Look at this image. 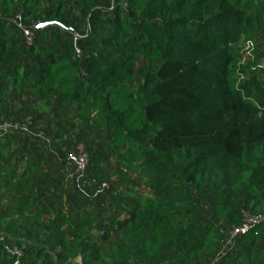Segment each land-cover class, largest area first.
Instances as JSON below:
<instances>
[{
    "label": "trees",
    "instance_id": "1",
    "mask_svg": "<svg viewBox=\"0 0 264 264\" xmlns=\"http://www.w3.org/2000/svg\"><path fill=\"white\" fill-rule=\"evenodd\" d=\"M42 1L0 0L2 77L44 102L45 109L56 108L62 117L57 140L27 138L21 131L8 141L9 155L29 156L32 161L18 181L17 171H10L19 186L26 184L29 211L34 205H53L60 182L43 174L52 173L47 167L55 166V158L69 161L73 138L88 148L89 169L96 173L101 151L94 140L100 137L109 143L103 152L146 147L142 157L156 199L145 212H135L128 231L129 243L145 261L159 264L157 260L171 250L180 254L191 233L196 242L190 253L195 256L212 252L215 240H224L217 225L203 221L200 213L185 230L173 217L187 204L174 193L179 186L173 178L181 173L200 193L212 192L216 220L239 214L240 208L264 219V88L255 77L238 90L232 88V59L226 48L243 34L257 32L264 38V2L256 0L257 13L250 16L236 8L235 0H115V8L101 12L76 43L78 30L50 13L42 21L57 23L35 30L39 41L27 49L15 35V12L19 9L22 18L31 19ZM82 13L86 19L97 16L87 4ZM139 59L145 64L138 70L128 64ZM3 116L0 105V120ZM67 128L73 130V138ZM1 148V155L6 154ZM187 183L184 179L181 184ZM65 191L67 204L60 215L68 228L61 230L57 241L50 231L61 221L48 220L46 226L39 209L29 217L19 209L12 227L33 220L41 230L31 229L29 235L49 237L25 264H55L54 257L62 264H76L74 252L87 244L90 217L80 213L73 221L68 207L76 198ZM195 208L191 203L186 211L196 214ZM249 234L264 239V224L254 226ZM53 241L60 244L61 252H56ZM2 247L0 264H16L17 258ZM247 247L246 259L236 255L233 264H264V240ZM65 251L69 257L62 259ZM195 256L182 255L179 264H196ZM104 264L123 263L116 258Z\"/></svg>",
    "mask_w": 264,
    "mask_h": 264
},
{
    "label": "rangeland",
    "instance_id": "2",
    "mask_svg": "<svg viewBox=\"0 0 264 264\" xmlns=\"http://www.w3.org/2000/svg\"><path fill=\"white\" fill-rule=\"evenodd\" d=\"M261 1L264 2V0ZM254 3L256 0H235L234 2L237 9L243 10L250 16H255L257 13ZM86 4L97 15L94 20L92 18L86 19L83 15L82 10ZM114 8L115 0H43L31 19L22 18L19 13L20 10H16L13 23L17 26L18 31L15 35L27 49L31 48L39 41V34L34 29L36 23L43 22L42 20L51 13L61 18L65 24L74 26L78 30L74 37L76 43L79 36L87 34L96 22L95 20H99L101 12H110ZM25 30L33 32L31 44L27 41ZM226 48L232 59L230 67L232 88L238 90L254 77L263 84L264 88V38L257 32L243 34L233 38L232 42L226 45ZM128 64L133 65L135 70H138L145 63L139 59L130 60ZM6 83L7 79H4L0 73V105L4 109V116L0 120V148L2 147L3 153H6L4 155L0 153V244L11 249H22L23 254L17 259L16 264L27 263L32 257L31 252L49 238L42 233L38 238L32 237V233L29 235L31 229L41 230L40 226L37 225L38 223L33 220H24V224L12 227V223L18 221L19 209L22 208L23 214L28 217L34 216L39 209L45 225L48 224V220L61 221L60 225L51 227L50 231L51 236L56 234L54 240L57 241L60 239V236L58 238L59 233L68 228L64 224L67 221H62L60 215L62 208L67 204V191L65 190H69L72 198H76L68 207L73 221H77L76 218L80 213H87L90 217L87 229L91 236L87 239L88 242L83 249L79 248L74 252L76 264H104L115 261L116 258H119L123 264H151L136 255V251L128 239L129 223L135 212L138 214L145 212L148 207L153 206L156 199L150 185L149 166L146 165L144 157H142L146 147L130 145L122 152L108 151V149L103 152L102 147L107 148L108 140L107 138H96L94 140L95 147L101 153L99 167L95 173L89 169L91 158L88 148L82 142V144L77 143L76 138H73V130L67 128L66 132H69L73 138V147L69 152L71 159L69 158L67 163H63L57 158H53L55 166L47 167V169H52V173L45 171L43 174L52 175L54 180L60 182L55 193V199H53V205L49 202L42 207L34 205L32 211H29L31 209H28L24 198L27 195L23 188L26 184L23 183L19 186L11 178L10 171H17L16 180L18 181L32 161L29 156L16 155L12 157L8 154V141L21 134L20 130L11 127L26 126L29 132L22 131V134L27 138H35L41 141L44 138L57 140V122L62 117L58 116L59 112L56 108L45 109L46 104L35 98L30 92L20 91V89H15ZM138 85L139 82L137 81L134 91L137 90ZM47 103L49 104V102ZM63 120L65 121V119ZM67 140L66 138L65 141ZM62 147L65 148V146ZM50 153L54 155L53 152ZM7 154L8 156L4 158ZM73 158H77L78 161L82 158V161L79 162L84 165V170L79 169ZM173 179L177 181L179 186L174 192L178 195L179 202L187 203L184 207L176 209L182 211H177L173 216L181 223L183 229L190 227L196 219L194 216H198L200 213L203 221L210 220L217 225L224 240H215L212 252L195 256L190 251H192L196 241H194L192 233L188 234L186 235L188 244L181 249V253L177 254L171 250L167 257L157 260L159 264H179L182 255L195 256L196 264H233V257L236 255L242 256L243 260L246 259L249 243L254 240H264L261 236L258 239L249 234L254 226L263 225L264 220L256 219L249 211H243L240 208L239 214L218 221L213 217L211 203L214 200L211 198V191L205 194L200 193L188 176L182 173L181 176L178 177L177 175ZM184 179H187V185L181 184ZM20 194H23V198ZM60 199H63V203ZM191 203L197 206L195 208L196 214L194 212L189 213V210L186 211L187 206H190ZM25 224H32V226L27 227ZM105 226L107 229L104 231ZM244 227H248V230L244 233L239 232ZM167 228L169 231L170 227ZM104 234L108 237L105 242L102 241ZM25 240L29 242H25ZM56 241H53L52 245L56 247V252H61L63 249ZM63 253L62 259L68 256L67 251ZM54 263L62 264L56 257H54Z\"/></svg>",
    "mask_w": 264,
    "mask_h": 264
},
{
    "label": "built area",
    "instance_id": "3",
    "mask_svg": "<svg viewBox=\"0 0 264 264\" xmlns=\"http://www.w3.org/2000/svg\"><path fill=\"white\" fill-rule=\"evenodd\" d=\"M33 32L31 30H25V36L27 38V41L29 44L32 43V40H33ZM77 56L80 57L81 56V51L80 50H77ZM13 129H16V130H20V131H26V132H29L28 128H26V126L24 127H20V126H13L11 127ZM73 160L75 162H77L78 166H79V169L80 170H84V165H82L79 161L81 160L82 161V158L78 161L77 158H73ZM256 219H259V220H264L263 218H256ZM248 230V227H244L243 229H241L239 232L241 233H244ZM7 252L11 255H13L14 257H16L17 259L21 257V255L23 254V251L22 249L20 248H17V249H11V248H8V247H5Z\"/></svg>",
    "mask_w": 264,
    "mask_h": 264
},
{
    "label": "water",
    "instance_id": "4",
    "mask_svg": "<svg viewBox=\"0 0 264 264\" xmlns=\"http://www.w3.org/2000/svg\"><path fill=\"white\" fill-rule=\"evenodd\" d=\"M57 22L56 21H53V20H49V21H43L41 23H38L36 24L35 26V30H38V29H42V28H45V27H48V26H51V25H54L56 24ZM108 237L106 234H104L103 238H102V241H107Z\"/></svg>",
    "mask_w": 264,
    "mask_h": 264
}]
</instances>
